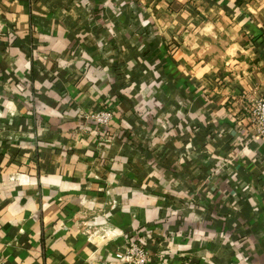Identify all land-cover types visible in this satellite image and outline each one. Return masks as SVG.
I'll list each match as a JSON object with an SVG mask.
<instances>
[{
	"label": "crops",
	"instance_id": "0c3cea01",
	"mask_svg": "<svg viewBox=\"0 0 264 264\" xmlns=\"http://www.w3.org/2000/svg\"><path fill=\"white\" fill-rule=\"evenodd\" d=\"M262 95L264 0H0V264H264Z\"/></svg>",
	"mask_w": 264,
	"mask_h": 264
},
{
	"label": "built area",
	"instance_id": "2783aa9c",
	"mask_svg": "<svg viewBox=\"0 0 264 264\" xmlns=\"http://www.w3.org/2000/svg\"><path fill=\"white\" fill-rule=\"evenodd\" d=\"M245 110L256 135L264 139V95L249 99V104L246 105ZM114 117L115 112L111 108L84 113V119L87 123H94L97 129L102 128L105 133L111 127ZM148 254V251L141 243L131 241L126 247L125 252L117 254L116 257L128 264H148Z\"/></svg>",
	"mask_w": 264,
	"mask_h": 264
}]
</instances>
